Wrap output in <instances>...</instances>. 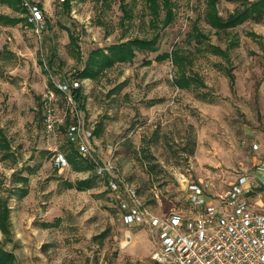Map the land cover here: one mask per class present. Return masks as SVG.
Wrapping results in <instances>:
<instances>
[{"label": "rangeland", "instance_id": "374dc122", "mask_svg": "<svg viewBox=\"0 0 264 264\" xmlns=\"http://www.w3.org/2000/svg\"><path fill=\"white\" fill-rule=\"evenodd\" d=\"M171 1L172 20H162V8L155 25L144 0H20L19 8L0 2V14L22 17L0 20V197L8 208L5 215L0 209V242L13 264H134L150 261L157 248L149 229L123 222L102 178L78 187L96 174L68 158L66 124L59 135H45L41 93L49 72L75 74L96 47L157 37L156 49L136 50L131 60L81 78L80 110L95 126L98 151L115 159L156 212L185 205L183 179H212L221 191L252 169L253 142L264 141V20L216 31L205 19L206 0ZM30 4L44 12L41 34L29 20ZM240 4L217 2L223 16ZM194 25L227 55L199 48L189 35ZM176 48L193 58L188 72L197 80L188 87L175 83L171 56L158 58ZM57 112L74 118L64 100ZM56 152L67 163L58 164ZM127 229L131 238L123 243Z\"/></svg>", "mask_w": 264, "mask_h": 264}, {"label": "built area", "instance_id": "2783aa9c", "mask_svg": "<svg viewBox=\"0 0 264 264\" xmlns=\"http://www.w3.org/2000/svg\"><path fill=\"white\" fill-rule=\"evenodd\" d=\"M29 20L36 32L43 33L46 19L39 5L30 4ZM82 85L75 74L49 72L41 93L45 135L48 139L59 135L60 126L66 124L69 143L102 178L123 222L150 230L157 248L150 261L134 264H264V141L253 142L252 169L230 180L223 190L219 191L212 179H183L185 205L158 213L115 159L98 151L95 126L80 117L76 90ZM60 100L74 114L71 121L66 114H58ZM56 155L58 164L67 163L62 152Z\"/></svg>", "mask_w": 264, "mask_h": 264}, {"label": "trees", "instance_id": "16d2710c", "mask_svg": "<svg viewBox=\"0 0 264 264\" xmlns=\"http://www.w3.org/2000/svg\"><path fill=\"white\" fill-rule=\"evenodd\" d=\"M146 7L151 13V20L153 24H157L158 18L161 15V9L165 11L164 18L162 19L165 23L172 20L174 16V10L171 0H144ZM238 1V0H236ZM2 3H7L13 5L16 8L20 6V0H0ZM218 0H206L205 9V19L211 24V26L216 28V31L227 30L229 28L235 27L238 24L244 22L245 20L252 19L257 22L264 20V0H241V4L234 7L227 16H223L219 13ZM122 8L123 5L121 4ZM124 13L126 17H131L132 13L124 5ZM0 20L6 23H16L22 20V17L0 14ZM192 39L197 42L199 48H211L216 53H223L227 55L228 50L218 45L211 43L208 38L209 36L200 29L197 25H194L190 34ZM71 42L77 44V37L75 34L71 33ZM157 37H131L126 40H120L112 42L104 47L99 46L92 49L86 59L85 65L75 71V75L80 78L90 77L95 78L102 70L113 66L116 62L131 60L135 54L136 50H154L156 49ZM236 41H233V43ZM171 56L178 67V73L175 77V83L181 87H188L193 81L197 80L196 73L190 74L188 72V66L193 62L192 56L187 53H182L173 49L171 52H164L158 55V58L163 59L164 57ZM230 75L231 84L235 82V74L231 69L228 70ZM82 88L76 90V99L80 107L83 106ZM95 132V129H94ZM70 151L67 152V156L70 161L75 165L78 170H89L92 168V164L89 161H76L75 155L77 151L74 146L70 143ZM73 153V154H72ZM79 157V156H78ZM86 160V159H85ZM98 177L97 175L93 177H86L79 179L77 185L79 188L91 187L94 183V179ZM3 181L0 177V186ZM0 209H2V214L5 215L8 208L6 206V199L0 197ZM0 226L4 227L0 221ZM14 254L5 249L0 242V264H13Z\"/></svg>", "mask_w": 264, "mask_h": 264}, {"label": "water", "instance_id": "95a60500", "mask_svg": "<svg viewBox=\"0 0 264 264\" xmlns=\"http://www.w3.org/2000/svg\"><path fill=\"white\" fill-rule=\"evenodd\" d=\"M184 183H185V180H184ZM126 237H127V238H126V240H125L123 243L128 242V241L130 240V238H131V237H130V231H129V230L126 231Z\"/></svg>", "mask_w": 264, "mask_h": 264}]
</instances>
